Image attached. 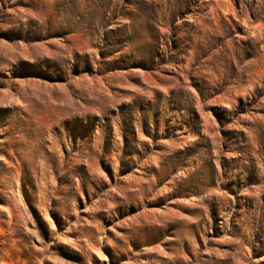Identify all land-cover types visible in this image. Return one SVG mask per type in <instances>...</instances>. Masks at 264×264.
<instances>
[{
    "label": "rangeland",
    "instance_id": "374dc122",
    "mask_svg": "<svg viewBox=\"0 0 264 264\" xmlns=\"http://www.w3.org/2000/svg\"><path fill=\"white\" fill-rule=\"evenodd\" d=\"M0 264H264V0H0Z\"/></svg>",
    "mask_w": 264,
    "mask_h": 264
},
{
    "label": "bare ground",
    "instance_id": "6f19581e",
    "mask_svg": "<svg viewBox=\"0 0 264 264\" xmlns=\"http://www.w3.org/2000/svg\"><path fill=\"white\" fill-rule=\"evenodd\" d=\"M89 240H90V239H89ZM182 243H183V242H182ZM121 254H122V252H121ZM113 256H114V254H113ZM118 257H119V256H118ZM118 257H117V258H118Z\"/></svg>",
    "mask_w": 264,
    "mask_h": 264
}]
</instances>
